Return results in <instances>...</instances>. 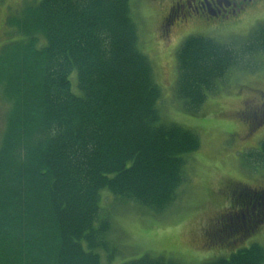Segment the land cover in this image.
<instances>
[{"label": "trees", "instance_id": "obj_1", "mask_svg": "<svg viewBox=\"0 0 264 264\" xmlns=\"http://www.w3.org/2000/svg\"><path fill=\"white\" fill-rule=\"evenodd\" d=\"M131 2L33 1L6 20L17 40L0 49V99L9 109L0 140V264H102L100 253L109 264L118 251L101 192L158 217L178 201L187 157L201 144L191 130L163 123ZM262 55L264 22L228 44L187 37L175 55L183 111L197 115L230 73L260 71ZM240 163L264 171V139ZM235 190L232 207L255 200L257 190ZM229 214L216 231L242 221V235L231 226L214 235V247L256 228L251 212ZM122 264L180 263L144 255ZM204 264H264V248Z\"/></svg>", "mask_w": 264, "mask_h": 264}, {"label": "rangeland", "instance_id": "obj_2", "mask_svg": "<svg viewBox=\"0 0 264 264\" xmlns=\"http://www.w3.org/2000/svg\"><path fill=\"white\" fill-rule=\"evenodd\" d=\"M33 1L40 2L0 0V49L17 40L5 24L7 17L20 16L23 5ZM130 7L138 29L140 50L150 60L160 88L158 109L163 123L191 130L198 135L201 145L187 157L184 168L186 181L178 190V201L159 217L132 203L116 200L107 190L100 193L101 212L110 216L111 239L118 251L109 264H122L144 255L180 264H204L216 258H227L252 244L264 248V223L251 232L247 231V235L235 243H229L227 248L211 244L215 234L232 232L231 226L239 230V234L245 228L243 222L238 221L229 223V230L218 232L215 229L218 216L225 219V215L238 208L237 205L232 207L235 193H230L227 184L235 187L238 184L240 189H264V171L250 173L240 163L244 153L258 148L264 139V122L259 115L256 120L251 115L264 95V55L259 58L260 71L230 73L218 94L207 95L197 115L183 111L182 102L176 99L174 91L177 75L175 55L187 37H208L223 44L245 39L251 30L264 22V6L238 20L174 29L173 34L171 32L164 40L160 38L159 27L163 10L153 8L145 0H132ZM69 83L74 93V87L77 88L75 73L69 77ZM8 110L7 103L0 99V140ZM245 117H250L251 123L246 124ZM250 212L251 207L248 214ZM99 255L102 264H108L105 255Z\"/></svg>", "mask_w": 264, "mask_h": 264}, {"label": "flooded vegetation", "instance_id": "obj_3", "mask_svg": "<svg viewBox=\"0 0 264 264\" xmlns=\"http://www.w3.org/2000/svg\"><path fill=\"white\" fill-rule=\"evenodd\" d=\"M153 8L156 7L163 10L160 19V38L168 39L170 33L173 34L174 29L189 28L195 25L210 24L216 21L238 20V18L247 16L248 14L259 11L264 6V0H145ZM10 17H7V19ZM6 19V20H7ZM5 20V22H6ZM4 22V23H5ZM262 100L255 111L251 113L253 119L259 115L261 122H264V95L261 96ZM246 113V112H244ZM249 114V113H248ZM246 124L251 123L245 117ZM260 122V123H261ZM249 127V126H248ZM1 143V142H0ZM227 189L230 193L235 192L239 188L238 184L235 187L233 184H227ZM255 200L249 201L243 205V210L240 208L239 213L248 214L249 207L252 208L251 216L256 220L253 227H257L260 223H264V189H256ZM251 205V206H250ZM238 209V208H237ZM231 212L230 214L237 215L238 211ZM258 210V212H257ZM255 211L257 215L255 216ZM229 214V215H230ZM223 217H217L215 224L221 223Z\"/></svg>", "mask_w": 264, "mask_h": 264}]
</instances>
